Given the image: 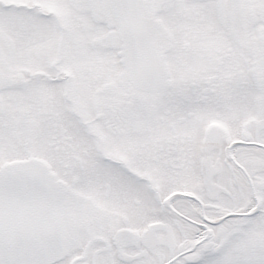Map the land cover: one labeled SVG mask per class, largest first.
I'll return each mask as SVG.
<instances>
[{
    "label": "snow or ice",
    "instance_id": "1",
    "mask_svg": "<svg viewBox=\"0 0 264 264\" xmlns=\"http://www.w3.org/2000/svg\"><path fill=\"white\" fill-rule=\"evenodd\" d=\"M0 264H264V0H0Z\"/></svg>",
    "mask_w": 264,
    "mask_h": 264
}]
</instances>
